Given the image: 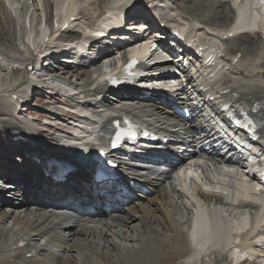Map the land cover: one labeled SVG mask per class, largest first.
<instances>
[{
  "label": "bare ground",
  "instance_id": "bare-ground-1",
  "mask_svg": "<svg viewBox=\"0 0 264 264\" xmlns=\"http://www.w3.org/2000/svg\"><path fill=\"white\" fill-rule=\"evenodd\" d=\"M161 1H154L155 5L163 6L164 3ZM62 2L58 10L63 9L66 0ZM133 2L135 3L132 4ZM143 2L145 0L142 2L141 0H95L81 9L75 7L79 10L78 13L75 10L73 15L77 18L75 22H79L76 23L77 26L82 23L95 25L96 22L103 19L101 17L98 21L92 20L93 15L98 11L101 13L107 9L116 10L132 4L133 11L139 13V11H143ZM170 2L173 7L178 6L189 23L196 25L195 20H197L198 23L203 25V28L198 29L199 34L205 35L210 40L218 39L223 43L225 49H220L219 53L216 54V61H219V55H221V59L228 65L230 56L241 53L239 62L236 65L223 70L226 75L217 80L216 83H223L218 90H223L227 82V87L234 86L244 98L254 95L264 100V44L262 41L264 15L261 16L259 11L254 10V14L259 19L262 18L261 29H255L256 25L251 23L244 30L238 31L235 37L221 40V36L230 31L228 26L233 15V9L227 0H170ZM42 4L48 22L51 20L53 2L42 0ZM252 5L254 7L258 6L257 1H252ZM26 6L24 5L23 10L26 9ZM91 6H94V13L87 15L88 12L85 13L84 10L90 9L89 12H92ZM0 9V19H2L0 20V45H2V48L0 47V57H2L0 59L2 60L0 61V81L3 77L2 84L0 83V101L4 100L12 105L11 114L6 111V113H0V131L4 132L12 141V151L3 158L18 164L17 168L12 165L10 168L8 162L0 159V166L4 167V170L0 171V178L8 174L18 175L20 179L22 178L19 183L26 185L25 180L28 178H25V173L29 171L31 175L27 176L30 184L34 183L33 185H35L38 175L33 176V171L38 169L39 166H35L32 158H41L40 155L44 154L43 148L45 147L47 151L59 152L58 147L61 146V143L55 141L57 139L53 138V135L42 134L48 132L47 129H52L51 126H54V124L49 123L48 126L43 127L44 129L39 128L40 130L32 127L30 129L17 118L22 112L13 113L12 99L15 96L14 94H20V92L24 94L23 90L27 87V83L30 81L29 78L40 77L44 73L43 71H49L52 76L56 77L55 81H68L63 93L74 91L73 88H70V84L76 81V87L83 89L85 98L103 92L105 85L101 83L103 75H97L98 70L91 71L85 66L87 59L79 58L77 59L78 62L65 63L64 59L69 58L68 55H61L58 59L56 53H52L48 59L51 63L46 65L38 62L37 55L33 52L29 51L25 54L26 47L25 50H22L20 45L26 43V36L19 39V41L21 40L19 45L15 37L16 28L14 27V30L12 25V12L5 6L3 0H0ZM23 10L16 11V16L19 15L17 21L21 23V27L25 23L27 12H23ZM176 13V10L169 9L170 17H177ZM116 18L114 17V19ZM40 29L37 26L34 27L32 31L34 38L37 37ZM127 34L128 32L125 31L119 33V35L109 37L115 39L113 49L125 44L122 41L127 39ZM92 46H89L90 51L95 48ZM99 54L100 51L98 58L103 57ZM104 54L111 57L109 52ZM80 55L83 56V54ZM99 63L97 61L96 66ZM14 65H25V68H27L21 67L11 71L10 69ZM28 66L34 67L29 70ZM8 75H10L9 78ZM189 84H193V79L190 78ZM181 94L185 97L188 96L185 90H182ZM44 95L46 94L43 91L37 92V100L38 98L40 100L44 99L42 105L49 109V112L44 114H49L47 117L56 116L55 120L58 128H56L55 133L57 135L65 134V129L69 128L67 127L69 124L72 126L71 123L74 122L76 116L73 113L55 111L53 100H56L57 97L47 99L48 97L44 98ZM60 95L63 96L62 93L58 96ZM116 99L119 100L116 103L120 106L121 111L136 116L139 114V106L135 102L127 100L125 95H116L112 100ZM177 100V103L182 102L180 97ZM105 102L107 107L112 106L109 101ZM82 107L92 109L95 108V105L91 100H88ZM33 111L34 109L30 110L31 113ZM167 113L168 111L163 112L160 108H157L151 117L160 131H166L164 126ZM38 120L39 118L33 119V123ZM187 122H184L183 132L193 133V135L200 134L201 136L200 140L193 141L194 146H201L206 143L209 136L202 130L205 126L204 122L200 118L196 123L187 125ZM38 134H42V136ZM19 144L24 145V150L21 151L16 148ZM205 145L207 146V143ZM230 152V155L225 157V161L228 162L227 167L230 168L226 170L218 163L220 155L217 150L213 145H209V148L205 151L207 157L202 158L199 156L198 159L204 160L206 171L211 170L209 175L213 177V180H219L218 185L204 184L205 189H199L198 195L194 191V195L199 201L204 202L205 207L211 208L217 217H226L227 220H229L227 213H237V218H240L243 209L246 207L255 208V202L264 205V193L255 192V183L247 181L250 176L246 177L241 170H233L237 166L240 153L236 148L230 150ZM24 158H27V160H24ZM133 172L135 176H138L136 179L127 181L123 179L122 181L128 183V190H133L134 187H146L152 193L146 195L145 198H142L140 193H138L140 195L138 198L125 197L126 201L118 205L108 221L88 219L86 214L80 211L83 207L94 205L95 202L94 198L87 199L89 197L88 193H83L90 187L87 180V171L75 172L71 180L64 184L57 183L52 177H44L41 182L47 188L42 189V192L37 194L40 187L35 186L34 193L37 194V197L34 199L35 202L29 205L26 204V198L7 202L0 195V202H3V206H0V264H264V259H262L263 263L260 260H240L238 258L241 254L239 252L240 248L233 252L228 246L224 245H212L207 248L208 250L205 249V256L200 257L201 250L197 248L198 245L195 244L196 248H192L186 236L191 207L196 210L198 208L187 198L185 190L181 188L182 185L175 183L169 174L158 180L149 174L139 172L137 169H133ZM189 183H191L192 189L193 187L197 188L194 181L193 183L189 181ZM182 184L185 185L183 181ZM31 187L27 189L30 190ZM123 187L124 184L120 185L119 190L125 193ZM224 192H227V194H224ZM77 195L79 197L74 198L77 199V203L69 202L65 198V196ZM105 195H113V198H115V192L110 193L108 191ZM233 198H242V201L244 200L246 203L233 206L231 204ZM46 199L53 205H59L67 201L66 206L61 207L64 209H60L65 213H51V205H48L46 209L34 210L36 205L45 204ZM229 221L231 222V220ZM257 230L258 226L254 228V231ZM236 231L237 229L234 228L233 232ZM242 236L244 241H247L251 234L243 232ZM263 236L264 231L254 235L253 242L257 243L256 246L261 244L260 239ZM21 238L26 240L28 245L24 248H15ZM229 244H233V242L230 241ZM242 249L244 248L240 250ZM246 251H250L253 255L259 252L256 247L251 246ZM28 253H33V255L28 257ZM232 253L239 262H232L230 257Z\"/></svg>",
  "mask_w": 264,
  "mask_h": 264
},
{
  "label": "rangeland",
  "instance_id": "rangeland-1",
  "mask_svg": "<svg viewBox=\"0 0 264 264\" xmlns=\"http://www.w3.org/2000/svg\"><path fill=\"white\" fill-rule=\"evenodd\" d=\"M84 1L88 5L91 1H95V0H84ZM142 1L143 0H141V2ZM154 1L157 2L158 0H151V2H153L155 4ZM28 3H29V5H28L29 8H28V10L26 12V15H25V22H26L25 25H26V27L31 25V28H32V25H33V23H36V21L38 19V16L39 17H43L44 16V12H43L44 8H43L42 0H35V1L34 0H31L30 1L29 0ZM41 5H42V7H41ZM93 7L92 6L90 7L91 10H92V12H89L90 9H85L84 12L85 13L88 12L87 15H92L94 13ZM18 16L19 15L17 14L16 19L13 16L11 17L12 18L11 20H12L13 29L15 30V28H16V30H15V33H16V35H15L16 42H18L20 38H23V36L24 37L26 36V32L24 33L22 31L23 29H25L24 25L21 27V23H18V21H17ZM0 20H2V19H0ZM17 27H19V30L17 29ZM0 47L2 48V45H0ZM0 59H2V57H0ZM0 61H2V60H0ZM56 97H57L56 100H58V97L59 96H56ZM56 100L54 99L53 101L56 102ZM43 102H44V99L40 100V98H38V100H37V98H34L31 101V104L32 105H30V107L32 109H34V111H33L34 115H36L37 118H39L40 120L37 121L38 125H36V124L30 125V123L24 122L30 129H31V127L32 128L34 127V129L35 128L37 129V127H40L42 129H44L43 127L45 125L48 126L49 123L55 125L56 122H57L55 120V117L56 116L55 117H52V116L47 117V116H49V114H44V113L49 112V109L42 105ZM11 109H12V105H11L10 102H5L4 100L0 101V113H6L7 112L8 114H11ZM43 116H45V117H43ZM19 117H17V118L19 119ZM34 119H36V118H34ZM21 120H27V118H26V116L24 114L22 115ZM51 127H53V126H51ZM68 127L70 128V124L68 125ZM56 128H57V126L54 129H56ZM47 130H49V129H47ZM42 134L53 135V133H51L50 131L43 132ZM42 134H38V135H41L42 136ZM10 151H12V141H11V139L9 137H7L4 132L0 131V154H2L0 156V158L6 157L5 155L7 153H10ZM7 198H10V196H8Z\"/></svg>",
  "mask_w": 264,
  "mask_h": 264
}]
</instances>
